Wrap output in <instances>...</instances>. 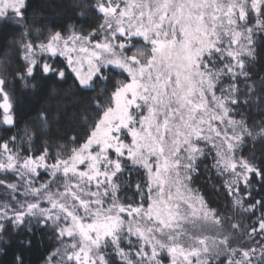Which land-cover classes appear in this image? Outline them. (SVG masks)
<instances>
[{
  "label": "snow or ice",
  "instance_id": "1",
  "mask_svg": "<svg viewBox=\"0 0 264 264\" xmlns=\"http://www.w3.org/2000/svg\"><path fill=\"white\" fill-rule=\"evenodd\" d=\"M33 7L0 0V257L38 228L43 264H264V0Z\"/></svg>",
  "mask_w": 264,
  "mask_h": 264
},
{
  "label": "trees",
  "instance_id": "2",
  "mask_svg": "<svg viewBox=\"0 0 264 264\" xmlns=\"http://www.w3.org/2000/svg\"><path fill=\"white\" fill-rule=\"evenodd\" d=\"M33 4V11H41L42 6H47L49 3H55L57 5V11L54 16H52V10L48 9V14L52 16L58 23L62 24H82L83 21L80 20L76 13L78 9H74L71 7L72 0H31ZM14 29H8L5 31H0V50L6 47L9 41L12 39L11 32ZM11 59L15 60V53H12L10 56ZM63 87L67 88V85H63ZM15 93L14 103L18 105L20 108V115L22 120H30L35 118L36 112L40 110L44 104L47 102L45 98V94L41 92L39 96L34 95L30 91L23 88L21 84L13 82L10 85V91ZM63 135V133H61ZM67 135L69 137L68 140H62L61 143L74 146L71 144V137L76 135L74 131H68ZM259 148V145H257ZM247 152H245V155ZM259 156V152H257ZM211 235V233H208ZM25 237L22 235L14 242H12L11 246L7 249V255L0 257V264H11L12 257L15 253L19 251H23L26 264H43V258L47 256L50 252L54 251L56 245V241L52 238L51 232L45 230L40 231L38 228H34L32 233L28 234L27 238L33 240V245L31 248H25V246L21 243Z\"/></svg>",
  "mask_w": 264,
  "mask_h": 264
}]
</instances>
